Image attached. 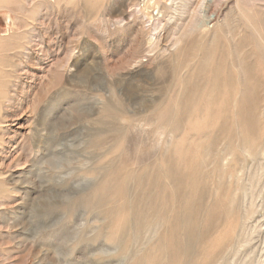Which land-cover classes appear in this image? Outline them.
Listing matches in <instances>:
<instances>
[{"label":"rangeland","instance_id":"rangeland-1","mask_svg":"<svg viewBox=\"0 0 264 264\" xmlns=\"http://www.w3.org/2000/svg\"><path fill=\"white\" fill-rule=\"evenodd\" d=\"M177 1L0 0V264H264V0Z\"/></svg>","mask_w":264,"mask_h":264},{"label":"bare ground","instance_id":"bare-ground-1","mask_svg":"<svg viewBox=\"0 0 264 264\" xmlns=\"http://www.w3.org/2000/svg\"><path fill=\"white\" fill-rule=\"evenodd\" d=\"M189 1L190 0H185V2H184V6H186V5H188V3H189ZM163 2H164V4L165 5H168V6H174V7H177L178 5H179V3H178V1L177 0H163ZM200 28V32H202V33H204L205 31H206V29H204V27L203 26H199Z\"/></svg>","mask_w":264,"mask_h":264}]
</instances>
